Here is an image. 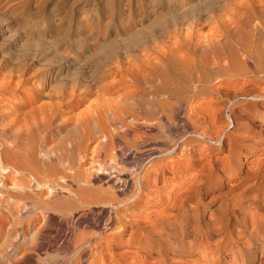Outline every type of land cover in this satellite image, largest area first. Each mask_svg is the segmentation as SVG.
<instances>
[{
	"label": "bare ground",
	"instance_id": "1",
	"mask_svg": "<svg viewBox=\"0 0 264 264\" xmlns=\"http://www.w3.org/2000/svg\"><path fill=\"white\" fill-rule=\"evenodd\" d=\"M196 12V7H186L181 10L178 19L189 18ZM215 18H211L213 24L221 26L210 38L209 35L208 38L199 36L198 29L195 36L183 35L192 52H175L171 49L172 52H156L153 62L146 60L149 67L163 66L165 74L172 81L167 83L171 87L166 89L165 94L174 99L173 107L169 108L172 103H164V106L168 105L167 108L164 107V111H168L162 112V115L159 113V116L149 117L146 114L145 117L142 116L143 112L141 115L117 116L113 123L120 126L119 130L112 124L110 131L104 120L90 126L91 120L97 118L94 115L97 111L90 104L81 121V131L75 129V132L62 139L57 149H49L46 148V133L50 127L61 123L58 127L63 131L64 123H70V118H65L67 112L71 114L67 108L69 101H53L58 98V92L62 88H54L49 94L53 102L39 106L34 104L31 112L19 113L23 118L28 117L26 115L30 117L31 114L30 125L35 126V130H32L33 127L31 130L38 134L36 144L42 136L39 137V134H43L40 144H46L36 147L34 132L27 130L34 135L31 133L30 137L27 131H23L30 138L29 142L27 139L24 141L26 147H22L25 144L22 141L21 147L16 146L14 141L15 145L11 148L8 146L3 151L6 168L31 172L27 171L31 175V214H34V226L42 221L48 222V215L55 205L51 200L57 191L64 194L62 201L67 200L70 204L79 202V205L86 206L96 201V197L92 202L83 199L87 193L83 187L85 184H95L99 176L85 172L83 167L81 169L77 163L79 156L84 159L89 156L93 160L95 156L104 154L117 164L121 154L126 156L132 149L139 151L140 146L147 147L146 150L143 149L145 151L142 156L146 158L149 169L143 177L137 176L138 181L135 175V200L133 194L120 198L122 193L114 183L111 199L114 208L108 212L106 224L104 223L105 228L110 230L109 233L106 235L97 232L95 235L94 230V236L86 234V237L82 233L78 235L77 240L81 237L78 247L76 239L73 246L71 244L76 248V257L70 264H124L132 256L133 261L131 263V259L129 264H201V260H204V264H264V0H245L230 14L221 18L220 22ZM158 81L162 82V79ZM156 90L153 88V91ZM203 96L209 98V101L205 99L208 101L205 105L200 103V97ZM82 101L81 98H76L75 102ZM105 103L109 102L105 100ZM158 104L161 105L160 102ZM258 105H261L260 109ZM177 111L182 112L180 120L183 130L175 138L170 134L178 127L175 122L179 116H176ZM224 114L228 120L225 126L222 125L225 123L222 121ZM200 129L203 133L211 131L217 134L216 140V134L213 137L217 148L209 150V147H203L205 151L208 149L205 152L207 154H203V148H197L201 151H198L199 156H202L196 157L193 154L194 140L204 138ZM139 131H142L140 135L136 134ZM153 131L166 137L153 140L150 145L147 139L153 136L148 137L147 133ZM20 137L26 138L21 133ZM224 137L228 140L223 143ZM5 143L4 147L7 146ZM38 149L39 154L43 152L46 160L39 158ZM217 150L221 151V155H214ZM54 160L59 166L51 164ZM123 170L125 169L120 171ZM93 188L96 189L95 186ZM94 193L93 197L96 196V192ZM130 200L140 204L138 213H133V208L131 210L127 206ZM104 214L105 211L102 210L93 217L95 220L98 217L97 223L79 215L77 224L78 221L85 222V226L99 229L100 221L105 219ZM59 226L62 227V223ZM102 241L107 243V253L109 250L113 253L108 256L109 254H99L98 251L92 255V244L102 248ZM71 257H67L68 260ZM191 257L196 258L191 260Z\"/></svg>",
	"mask_w": 264,
	"mask_h": 264
},
{
	"label": "rangeland",
	"instance_id": "2",
	"mask_svg": "<svg viewBox=\"0 0 264 264\" xmlns=\"http://www.w3.org/2000/svg\"><path fill=\"white\" fill-rule=\"evenodd\" d=\"M244 1L0 0V264H58L62 263V261H64L63 264H70L71 261H74V256L76 257V248L74 247V250L72 243L76 242L78 235L82 233L88 237L87 235L94 236L95 232V235H97V232L106 235L109 233L110 230L105 228V224L109 215L108 212L114 208L111 200L114 183H116L118 190L122 193L120 198L124 196L130 197L132 194L136 195L137 192L134 190L133 185L135 175L138 181L137 176L143 177L147 169H149L146 158L142 156L143 151L147 148L143 147L144 145L140 146L139 151H134L133 149L132 153L129 151L126 154L127 157L129 156L128 158L121 154L118 157L119 163L117 164L108 155L105 156L104 154L95 156L93 160H90L89 156L85 157V159L79 156L77 163L81 166V169L83 167L85 172L95 173L99 176L97 184H85L86 188L85 185L83 187V184H81L84 191L86 189L87 192L83 199L92 202L95 201L94 198L96 197L97 202L88 203L90 207L87 206L88 204L86 206L79 205V202L70 204L67 200L62 201L64 194L57 191L51 200L55 205L53 210L50 211L52 213L48 215V220L46 219L48 222L44 221L43 223L42 221L38 226H34L32 224L34 214H31V172L27 170L30 173L28 174L27 171L22 169L19 172L20 169L13 171L11 168H6L3 151L5 148H9L8 146L11 148L13 144L15 145L14 141H16V146L20 147L22 143H25L26 139L29 142L30 138H27V134L30 137L34 134L37 135H34L35 146L40 147L46 144H40L43 134H39V137L40 135L42 136L37 140L39 143L36 144L38 134L36 131H32L35 126L30 125L31 114L30 117L26 115L28 117L23 118L19 113L31 112V108L39 106V104H48L53 101H61L63 103L69 101L70 105L67 108L71 111V114L67 112L65 118H70L68 121L70 123L68 125L64 123L63 131H60L58 127L61 123H58V125L53 124L50 127L48 133H46V138L48 137L46 148L49 149H57L62 139L67 134L75 132V129L81 131V121H83L85 110L89 109L90 104L94 105L97 111L94 115L98 118L91 120L90 126H94L98 121L104 120L110 131H112L111 125L115 126L113 119L117 116L124 114L141 115L143 112L142 116L145 117L147 115L149 117L159 116V113L162 115V112L168 111V109L164 111V107L167 108L170 103H172V106L170 105L169 108L173 107L174 99L171 96L169 97L167 93L165 94L166 89L169 90L171 87L167 86V83L172 81L165 74L163 66L157 68L149 67V65H146V60L153 62L156 52H172L173 50L175 52H192V48L188 46L187 39L184 36L188 35L189 37L190 34L195 36L198 33L202 38L204 36V38H210V35H215L221 26L220 24H213L211 18L215 16V19L218 18L217 21L220 22L221 18L230 14L235 7ZM189 6L196 7L197 12L189 18L179 20L178 15L181 10ZM196 30L198 31L197 33L195 32ZM157 77L160 80L162 79V82L158 81ZM263 85L264 83L262 82ZM58 87H61L62 90L58 92V98L52 101L49 97L53 89ZM153 88L154 90L158 89L156 90L157 92L153 91ZM71 96L72 98H70ZM76 98H81L83 101L79 102V104L75 102ZM205 99L209 101L208 97L203 96L200 97L201 102H199L201 104L203 102L205 105L208 102ZM103 100L109 103L104 104ZM75 103L78 105L76 106ZM164 103L168 105L164 106ZM161 106L163 111H161ZM258 108L260 109L261 105H258ZM202 109V112H204V107ZM179 112L176 114V116L179 114L175 121L178 126L175 130L176 132L174 131L170 134V136L175 138L183 130L181 127L182 121L180 120L182 112ZM222 119L225 122L222 125L225 126L228 123L227 115L224 114ZM115 127L119 130L120 126L116 125ZM19 130L21 136H26L25 139L20 137ZM27 130L34 132V134ZM23 131L28 133L24 134L25 132L23 133ZM12 132L14 136L11 134ZM141 132L139 131L136 134L140 135ZM133 134L135 135V133ZM177 134L178 136H176ZM200 134L204 138L194 140L193 143V154L196 157L202 156H199L201 151L197 148L209 147V150L214 149V147L217 148L213 143V140L218 138L216 133L211 131L203 133L201 130ZM215 134L216 138L214 137ZM3 135L4 137H2ZM147 136H153L151 137L152 140L147 139L150 145L153 140L157 141L161 137H166V135L161 136L160 133L156 134V131L148 132ZM225 137L223 143L228 140ZM222 139L223 137H221ZM2 140L4 143L6 140L7 146L4 147ZM23 145L22 147H26V143ZM39 149L37 151L38 154ZM203 151V154L208 153H205L208 149L205 151L203 148ZM217 154L221 155V151L217 150L214 152L215 156ZM38 156L46 160L43 152ZM51 164L59 166L55 160ZM122 168L125 170L120 171ZM10 175L12 177L15 176L12 178ZM91 186H95L96 189ZM38 189L36 188V190ZM93 190L96 192L94 197L95 193H92ZM98 198L102 200H100L102 203ZM134 200H130L127 206H130L131 210L133 208V213H138L140 204L138 202L135 203ZM109 201L111 202L110 204ZM66 202L69 204H66ZM100 203L104 205L102 206ZM94 204L96 207H93L95 206ZM66 205L71 207L67 208ZM74 206L77 208L75 207L74 209ZM104 209L108 211L106 212ZM102 210L105 211L103 215L105 219L103 218L100 221L99 229L94 228L95 226L93 228L85 226L87 225L85 222L78 221L77 224L80 216H86L88 220L90 219V222L97 223L98 217L96 216V220L93 217L95 218V215L102 212ZM67 213L71 220H69ZM53 214L56 216H53ZM52 218L55 220H52ZM61 219L65 222H62ZM61 223L63 228L59 226ZM80 238L77 240L76 245L80 243ZM102 243V248L95 244H92L93 246L90 245L91 249H89L92 250V255L98 251L99 254L105 253L109 254L108 256L113 253L111 250L107 253V243L104 242L103 245ZM36 244L40 247H37L38 245ZM76 245L74 244V246ZM140 256L141 253H139ZM67 257H71L69 258L70 260ZM195 258L191 257V260ZM131 259L128 258L127 263L124 264H129ZM132 261L133 259L131 263ZM200 262L204 264V260Z\"/></svg>",
	"mask_w": 264,
	"mask_h": 264
}]
</instances>
